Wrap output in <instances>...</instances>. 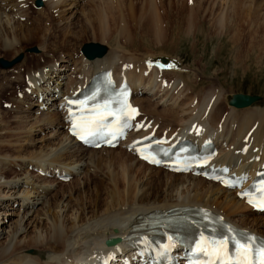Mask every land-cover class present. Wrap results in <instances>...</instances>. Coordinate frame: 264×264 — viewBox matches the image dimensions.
Instances as JSON below:
<instances>
[{
    "label": "bare ground",
    "instance_id": "1",
    "mask_svg": "<svg viewBox=\"0 0 264 264\" xmlns=\"http://www.w3.org/2000/svg\"><path fill=\"white\" fill-rule=\"evenodd\" d=\"M80 1L81 0H43V2L46 3L45 10L63 9L67 11V13L74 10ZM27 2L33 4L34 0H26L25 3ZM90 2L93 12L92 14L86 13L84 15L86 19V21H84L85 30L86 28H91L92 30V26L98 23L99 29L103 30L98 36L102 39L110 37L114 33L111 34L108 31V25L111 24V16H115V11H119L123 6L122 0H90ZM23 6L25 7V4ZM196 6L195 3L194 7ZM21 7L22 4L19 0H0V54H4L0 55V57L15 55V52H18L16 46L21 47L26 43H37L43 51V55L50 54L45 50L46 45L50 42L56 43L60 41L61 44H63L68 42V38L78 36V32H73L70 26V24H72V18L70 20L68 18L64 20L63 16L65 12L62 10L58 15H61V18L65 21V27H60L63 32L60 33L59 37H51V33H48L47 21L49 14L47 13L45 15L43 10H38L40 12L37 11L38 13H36L37 17L40 18L36 17L32 20L35 26L26 28L27 26L25 27L23 24L16 21L20 13L24 12ZM15 8L19 13L14 12ZM132 8L133 6L130 3L129 9H126V16L131 13ZM198 8H200V6H198ZM200 11L202 12V10ZM222 17L218 19V22L221 24ZM116 18L118 19V15ZM41 19L44 21L41 22ZM142 19L143 16H141L140 21ZM178 19L181 20L180 17H178ZM182 22L183 19L176 24L177 28L175 29L177 32L175 31L172 33L171 38L164 40L161 48L174 49L178 46L175 40L180 42L182 39L181 25L184 24ZM158 23L157 20L154 21L156 28L159 26ZM117 24L119 25V22ZM201 24L195 26L196 32L201 31ZM118 25L115 27L119 29L121 34L123 29L119 28ZM236 27L238 28L237 31H240L242 34L239 32V34H237L236 32V34H231L228 39V44L232 46L230 50L236 51V57L232 56L233 59L235 58L233 64L234 69L237 68L235 67L236 64H241L243 65L242 71L247 69L243 74H248L247 72L251 70V64L253 62L254 65L256 63L258 65L257 67L263 70L264 38L262 36V38L259 36L255 37L254 35L250 36L251 32L250 34L248 33L249 35L245 34L242 32L244 28L243 25L236 24ZM230 28L231 27H229L227 32H229ZM254 28L256 27L254 26ZM158 29L157 34L160 33V26ZM257 29L261 31L264 29V25L258 24ZM192 41L194 40L192 39ZM135 46L138 47L139 43L135 44ZM161 48L159 49L160 52L155 53V55H148L143 65L141 64L142 66L132 63L126 65L124 61H120L122 58L117 56L118 54L115 51V53L109 51L104 55L106 53V48L102 56L93 60L86 61L81 58L79 81H71L69 84V86H71L70 92L75 91L72 85L84 83V80L93 73L102 69L112 68L116 62H120L118 68L114 69V77L118 80L123 77H128L132 86L136 89H144L145 94L151 95L149 99H135L134 102L144 115H149L154 118L155 127L157 126L161 131H166L165 133L168 136L174 135L173 140L184 136H200L202 141L205 137L214 138L215 142H220L222 147L228 150H224L222 154L224 157L219 160L220 163H227L229 165L238 163L236 159L237 156L232 154L234 150L247 151L248 155L246 156L252 154V157H250V159H252L250 166L263 160L264 110H253L250 105L244 108H236L230 105L236 95L228 98L226 93L224 94V86H222L221 83L219 84V81V90L214 86L212 88L208 87L210 90L205 91L208 83L202 82L203 80L198 84V86L200 85L202 87L198 89L196 78L181 70L177 59H171L168 63L166 60H163L161 56H157V54L161 53L173 57V55L169 53L170 51L166 49L162 50ZM32 51L34 52L36 49H32ZM214 53L218 54V51L214 50L213 54ZM43 55L41 57H43ZM131 59H133V57ZM56 62L58 61L55 60L51 65L44 66V68L37 71H31L32 73L29 68L31 60L27 59L22 62L20 67L18 66V69L27 70V77L25 76L27 82L25 77V82H21V73L19 70V72H17L18 78L16 83L5 84L3 82L8 79L7 75L9 73L12 74V72H2L1 75L3 78L0 79V81L3 82H0V99L7 97V93H9L13 84L17 85L18 89H20L23 82L24 87L32 91V89L35 90V88L41 89L38 84L42 82L43 79H46L48 87L44 89V92L46 90L49 91L50 82H54L53 79L55 77V80L60 82L64 80V75L62 76L60 75L61 73H56ZM250 62L251 64H249ZM146 66H148L147 68L149 71L146 69ZM9 68L10 67H8V69ZM16 68H14L13 71L18 70ZM62 69L63 66L59 71ZM144 72H150L149 76L144 78ZM234 72H236V70H234ZM165 77H169L168 81H165ZM29 82H32L33 87L28 86ZM162 84H165V87H163ZM190 90H192V94L195 97L192 96L194 98H190L184 94L185 96L183 98L185 99L181 98L178 103L179 105L190 106L192 101L196 98V103L198 104L192 105L191 108H189L193 113L191 114L192 116L185 117L184 114H189V112H184L180 107L177 109L175 107H165V104L167 105L172 101H174L175 105L178 98L182 97V93ZM174 93H180L178 94L180 96L175 98ZM35 98L38 102V106H44V104L41 103V93L35 95ZM157 99L159 101L154 103ZM227 100L231 113L223 117L220 123L221 126L219 127L218 123L220 115H222V109H220L219 106L224 104ZM159 105H163L162 109L157 110ZM238 109L242 110L238 111ZM183 112L184 114H182ZM33 113H38V109ZM17 114L16 116L14 115V124H16V127H14L15 131L17 129L20 130L19 132H14L9 128V122L0 120V216H2L0 218V240L4 239V243L0 245V264H93V256H97L101 249L107 247L105 242L108 239L114 238L119 240L118 237H121V240H125L130 235L133 224L141 223L146 215L155 210H168L180 206L199 207L212 211L222 216L230 224L264 238V215L257 214L250 210L233 192L225 191L218 185L200 178H194L190 175L171 174L161 169L147 166L138 161L130 153L126 152V150L122 149L119 153L116 152L117 150L119 151L118 148L100 149L98 151L85 150L70 140L67 132H64L65 138L70 140L71 144L73 142L75 144L74 146H77L80 151H88L92 156L87 160H83L82 158L77 159L78 157H75L71 148H64L65 150L63 152H57L58 154L49 157L53 147V145L49 143L48 145L45 144V147L37 149L39 151L34 149L28 152V147L33 145V134H35L36 131L40 133L44 131V128L64 127V124L62 119L60 122L59 117L54 116V114L43 115L44 117L42 118H36L35 122L29 125L28 123L26 124L24 119L25 115L22 116L19 112ZM41 114L42 113L39 115L41 116ZM24 123L26 125H24ZM21 125H24L23 129ZM172 125L175 126L174 129L169 127ZM162 126H167L170 129L167 131V129H164ZM7 130L11 131V134H9ZM249 133L250 135L248 136ZM230 147H232V150H230ZM8 151H15V153H17L14 161H9L6 158L8 155L6 156L5 154H8ZM103 153L106 154L105 157L102 156ZM94 156L95 159L93 158ZM10 164L14 167H20V169H26L28 166L36 170L40 167L46 169L53 167L54 169L62 168L73 175L80 172V174H83V181L81 184H76V187L79 188L78 190L74 189V193L78 192L77 195L74 196L69 194L64 197L58 192L54 193L51 182H47L46 179L32 174L33 172L29 173L28 170L25 172L24 177L22 175L24 171L18 174V172H14L8 168ZM86 168L87 170L94 168L93 173L100 174L102 179L98 178L99 180L93 181L90 178L91 175L85 172ZM146 171L148 172L147 175H145ZM20 175L24 177H22V180L19 179ZM160 175L165 177L166 180L161 182ZM90 180L93 182H90ZM92 184L94 189H88ZM153 185H157V187L163 185L165 188L161 192L157 191L158 189L151 190ZM39 189H42L40 192L44 194V196L49 195V199L45 202V206L42 207L40 211H37L38 215L36 217H27L29 210L35 206H29L27 201L33 199L31 200L33 202L35 199L34 194L38 198L41 197L38 193ZM81 190L83 191L81 192ZM89 191H91L94 197H92V199L85 197V201H83L81 195H85L86 192ZM20 199V204L22 205L27 202L26 206L29 209L24 215L18 216L16 222H11L9 224L8 221H4V217L10 215L5 211V208L11 207V205ZM34 212L36 211H33V213ZM15 216L17 217V215ZM40 217L43 219L40 220ZM30 228L32 229L31 231H29ZM141 246L142 242L138 241L133 246L127 245L115 248L111 250V253L116 252L118 257L127 256L131 259L134 256V250ZM23 248H32L33 254H23Z\"/></svg>",
    "mask_w": 264,
    "mask_h": 264
},
{
    "label": "rangeland",
    "instance_id": "2",
    "mask_svg": "<svg viewBox=\"0 0 264 264\" xmlns=\"http://www.w3.org/2000/svg\"><path fill=\"white\" fill-rule=\"evenodd\" d=\"M35 1L36 0H34L32 4L31 2L25 3L26 0L24 1L19 0V2H21L22 4L21 8H23L24 12L20 13L19 15L20 17L18 16L16 18V21H18L20 24H23L25 27L27 26L26 28H31L35 26L32 20L37 17L36 13L40 12L38 10H43L45 15L47 13L49 14V18L47 21V25H48L47 29H48V33H51V37H59L60 33L63 32V30H61L60 27L61 28L65 27L64 20L66 18H68L69 20L72 18L71 19L72 24H70V26L73 29V32H78V36L76 37L74 36L73 38H68V42L63 43V44H61L60 41L56 43L50 42L48 45H46L45 50L49 52L51 55L50 54L43 55L42 53L43 51L40 49L37 43H30V44L26 43L25 45L23 44L21 47L16 46V49H18V52H15L16 53L15 55H8L7 57H0V59H3L4 61H8V62L13 61L18 56H21L22 59L21 61L14 64L12 67H10L9 69L8 68L4 69L0 65V79L3 78V76L1 75L2 72L3 73L7 71L12 72V74L9 73L10 75L9 74L7 75L8 79H6L5 82L3 81H0V82H3L5 84L16 83V80L18 78L17 72H19L20 70L18 68L20 67V64H22V62H24L27 59L31 60V63L29 65L30 72L37 71L41 68H44V66L45 67L49 66L51 65V63H54L55 60H57L58 62L62 64L61 66L63 65L68 66L65 71V75H68L72 71L73 66L74 68L76 67V62H78L79 60H81V58H83L82 57L83 55L81 54V49L83 45L89 44V43L98 44V45L105 47L106 53L104 55H106L107 52L109 51H113V52L115 51L118 54L117 56L122 58V60L120 61L122 62L124 61L126 65L132 63L134 65L138 64L139 66H142L145 59L148 57V55H151V54L155 55V53L160 52L159 49L163 46L162 43L164 42V40H167L168 38L172 37V33H174L176 31L175 28H177L176 24H178V22L182 21L183 19L182 23L184 24L181 25L182 26V33H181L182 39L180 40V42L178 41L179 43L177 42V40H175V43L178 46L174 49H169V48H164V47L161 48L162 50L166 49L170 51L169 53L172 54L173 57H171L170 55L168 56V54H161V53L157 54V56H161V58L163 60H166L168 63L171 59L172 60L177 59V61L180 64L181 70L187 72L190 75H193L196 78L198 89L202 87L200 85L198 86V84L202 80H203L202 82L208 83V86L206 87L205 91L210 90L209 88H212L214 86L215 88H217V90H219L220 88L219 84L221 83L222 86H224V94L226 93L228 98L233 95L257 96L258 100L252 105H250V107L253 110H264V64L262 65L263 70H261L259 67H257L258 65L256 63L254 65V63L251 61L252 64L251 62L249 63L251 64V67H252L250 70L251 72L248 71L247 72L248 74H243L244 71L247 69H244V71H242L243 65L241 64H236L235 67L237 68L234 69L233 64H234L235 58L233 59L232 56L236 57V51L230 50L232 46L228 44V39L231 34H236V32L237 34L241 33L240 31H237L238 28L236 27V24L243 25L244 28L242 32H244L245 34L249 35L251 32L250 36L254 35L255 37L259 36L260 38L262 37L264 38V29H262L263 31L262 30L259 31L257 29L258 24L264 25V1L263 0H122L123 6L121 7V9H119V11L118 10L115 11V16L114 15L111 16V19L113 22L111 21L110 22L111 24L109 23L110 25H108L109 27L108 31L111 34L113 33L114 34L105 39H102L101 37L98 36L100 35V32H103V30L99 29L98 23L92 26L93 27L92 30L91 28H86V30L84 28L85 27L84 21H86V19L84 18V15L86 13L92 14L93 12V8H92V4L90 0H81L75 9L71 10V12L69 11L68 13L67 11H64L63 9H55L51 11L49 9L45 10L46 3L43 2V0H40L43 3L41 7H36ZM45 1H48V0H45ZM130 3L132 4L133 8H132L131 13H129V15L126 16V9L127 10L129 9ZM195 3L197 5L196 7H194ZM24 4H25V7L23 6ZM198 6H200V8H198ZM197 9H198V12H197ZM61 10L65 12L63 16L64 20L63 18H61L62 17L61 15L60 16L58 15L59 12L61 13ZM193 10L195 11V13ZM200 10H202V12ZM14 12L19 13L16 10V8L14 9ZM192 12H193V15H192ZM221 12L223 13V17H222ZM116 14L118 15V19L116 18L117 16ZM141 16H143V19L140 21ZM178 17H180L181 20H179ZM220 17H222V24L218 22L219 21L218 19H220ZM37 18H40V17H37ZM154 19L160 23V24L158 23V25L160 26L159 34H157V30H159L158 29L159 26L156 28L154 24V21H155ZM43 21L44 20L41 19V22ZM118 22H119V25L117 24ZM198 24H201L202 28H201V31L196 32L195 26H197ZM117 25L119 26V28L123 29L121 32L122 35L120 34L119 29L115 27ZM254 26L256 28H254ZM229 27H231L232 30L230 28L229 32H227ZM233 29H236V30H233ZM93 32H94V35H93ZM192 39L194 41H192ZM138 43L140 47L135 46V44H138ZM32 49H36V51L33 52ZM214 50L218 51V54H215V53L213 54ZM228 52H230L231 54ZM0 55H4V54H0ZM42 55L43 57H41ZM132 57L133 59H131ZM128 60L131 62H129ZM135 62H138V63H135ZM69 67L71 68V70H68ZM147 67L148 66H146V69H148ZM14 68L18 70L13 71ZM234 70H236V72H234ZM61 71H60L61 73L60 75L63 76ZM20 73H21V77H20L21 82L22 81L25 82L24 77L25 76L27 77V70L22 69L20 70ZM76 74L77 75L73 81L78 82L79 81L78 77H80L79 69ZM168 78H166L165 81H168ZM55 79L56 77L54 78V80ZM218 81H219V84H218ZM24 82L22 83V86L20 87V89H18L17 85L13 84L9 93H7V97L0 99V120L9 122V128H11L14 132L20 131L17 129L15 131L16 124H14L15 123L14 117L16 116L18 112L21 113L22 116L25 115L24 119L26 121V124L28 123L29 125L33 124L36 118L44 117L43 115H54L55 114L54 116L59 117L58 114L51 113L49 109L39 112V109L41 108V106L39 107L38 104H36L35 98L32 97V99H30L26 96L25 93H22L23 98L21 100L17 99L16 94L19 90L23 88ZM26 82H27V78H26ZM32 91L36 93L35 95L39 94V92H37L34 89H32ZM178 94L174 93L175 98L180 96ZM184 94H186V96L190 98L194 96L192 94V90L183 92L182 97L178 98V100L176 101L177 105L176 104L174 105V101H172L170 102L171 104L170 103L167 105L165 104V107L166 106L167 108L175 107L176 109L180 107L182 108L184 112L186 113L189 112L190 115L188 113H187L188 115L184 114V112L182 113L184 114L185 117L192 116L191 114L193 113L191 112V109L189 108H191L192 105L198 104L196 103L197 99L195 98L196 100L194 99L190 106L179 105L178 102H180V99L185 96ZM139 98L149 99V97H144V96H139ZM157 101L159 100L157 99L156 101H154V103H156ZM162 106L163 105L161 106L159 105L158 106L159 108L157 107V110L162 109ZM219 107L220 109H222L221 111L222 115H220V120L218 123V126L220 127L221 120L223 119V117H226L228 114L231 113V109L228 105V100L224 104L220 105ZM37 109H38V113L34 114L33 112ZM241 110L238 109V111H241ZM48 112L51 114H49ZM40 113H42L41 116L39 115ZM146 116H149V115H146ZM151 119H154V118L151 117ZM59 121L61 122L60 118H59ZM26 124L24 123V125ZM23 126L21 125L22 129H23ZM165 127L164 129H167V131L170 128L171 129L175 128L174 125L169 126L170 128H168L167 126ZM9 130L7 131L9 134H11L10 132L12 130L11 131ZM64 132H66V130L64 131V128L62 126L59 128H52V127L49 129L44 128V131L40 133L36 131L35 134H33V138H34L33 143H32L33 145L31 147H28L27 151L31 152L34 149L36 151H39L37 149L41 147H45L46 146L45 144L48 145L49 143L50 145H53L51 154H49V157L52 155L61 153L65 149H70V148L72 152H74L75 157H78L77 159L82 158L83 160H87L92 156L88 151H80V149H78L77 146L76 147L74 146L75 144L73 142L71 144L70 140H67L65 138ZM249 135L250 133L248 134V136ZM118 149L119 151L117 150L116 152L117 153L121 152L120 150L122 149L120 148ZM5 155L6 156L8 155L6 158L9 161H14L17 153H15V151H12ZM96 155L100 156L99 154H96ZM95 156L93 157L94 159H95ZM102 156L105 157L106 154L103 153ZM29 167L31 166H28L26 169H20V167H16V166L14 167L12 164H10L8 168L13 170L14 172H18V174H21L24 171V173L22 174L24 176L27 170L29 171V173L33 172L31 171V169H29ZM93 169L94 168H90V170L89 169L87 170L86 168L87 171L85 170V172H87L88 175H91L90 178L93 181L99 180L98 178L102 179L100 174L93 173L94 171ZM32 174H34V172ZM147 174L148 172L146 171L145 175ZM22 175H20L19 177L20 180H22L25 177V176L23 177ZM160 176H161L160 177L161 182L163 180H166L165 177H162V175ZM82 177H83V174H80L79 172V173H76L72 181L68 183H59V184L57 182H54L53 179H46V178L45 179L47 182L48 181L51 182L52 190L54 191V193L58 192L60 195H63L64 197H66L69 194H72L74 196L78 194V192L74 193V189L78 190L79 187H76V184L82 183L83 181ZM93 181L90 180V182H93ZM164 188L165 187L163 185H161L160 187H157V185H153L151 190L158 189L157 191L161 192L163 191ZM88 189H94L93 184ZM40 191H42V189H39L38 191L41 197L38 198L34 194L35 202L31 201L33 199L29 200L31 204L29 201H27L29 203V206L35 205L34 208L29 210V214H28L29 216L27 215V217H30V218L36 217L38 215L37 211H40L41 208L45 206L44 205L45 202L49 199L48 197L49 195L44 196V194H42ZM82 191L83 190H81V192ZM81 196L83 198V201H85L84 200L85 197L89 199H92V197H94L92 196L91 191L86 192L85 195L82 194ZM20 202H21V199L18 200L13 205H11V207L9 206L8 208H5V211L8 212L10 215L4 217L5 218L4 221L6 222L8 221L9 224L11 222L14 223L16 222L18 216L24 215L28 211L29 208H27L26 206L27 202H25L22 205L20 204ZM23 206H24V209L22 210L20 207H23ZM33 211H36V212L33 213ZM15 215H17V217ZM1 217L2 216H0V218ZM41 219L43 218L40 217V220ZM31 230L32 229L30 228L29 231ZM3 243H4V239H1L0 245ZM32 250H33L32 248H23V254L25 255L33 254Z\"/></svg>",
    "mask_w": 264,
    "mask_h": 264
},
{
    "label": "water",
    "instance_id": "3",
    "mask_svg": "<svg viewBox=\"0 0 264 264\" xmlns=\"http://www.w3.org/2000/svg\"><path fill=\"white\" fill-rule=\"evenodd\" d=\"M37 5L40 6L41 3L38 1ZM81 51L87 58L93 59L95 57L102 56L105 52V47L98 45V44H86L82 47ZM20 60H21V56L17 57L11 62H7V61H4L3 59H0V65L3 68H8L14 65L15 63L19 62ZM257 100H258L257 96L236 95L234 99L231 101L230 105L236 108H244V107L251 105L253 102ZM116 242H117L116 240H109L107 241L106 245L110 246V245L115 244Z\"/></svg>",
    "mask_w": 264,
    "mask_h": 264
},
{
    "label": "snow or ice",
    "instance_id": "4",
    "mask_svg": "<svg viewBox=\"0 0 264 264\" xmlns=\"http://www.w3.org/2000/svg\"><path fill=\"white\" fill-rule=\"evenodd\" d=\"M133 112H135V109H132ZM87 124V121H85V125ZM76 125H73V128L75 129ZM73 135H78V133L74 130ZM80 139H84L83 136L79 137ZM249 203H252L251 200H249ZM203 239V237H202ZM243 243L240 240H236L235 238H232V243L236 245L237 248L243 249L245 253H247V264H255V261L252 259V248L250 245L255 244V238L251 236H245L243 237ZM208 243L212 246L213 251L219 253L221 250H226L227 248V239L222 237L219 240H211L208 241ZM199 248V244H198ZM255 252L260 257L264 258V241L260 242L259 247L255 249ZM243 264V262H241ZM261 264H264V259L261 260Z\"/></svg>",
    "mask_w": 264,
    "mask_h": 264
}]
</instances>
